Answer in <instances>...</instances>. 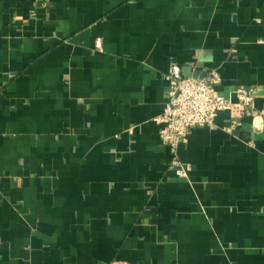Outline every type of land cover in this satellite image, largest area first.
I'll return each mask as SVG.
<instances>
[{
  "label": "crops",
  "instance_id": "obj_1",
  "mask_svg": "<svg viewBox=\"0 0 264 264\" xmlns=\"http://www.w3.org/2000/svg\"><path fill=\"white\" fill-rule=\"evenodd\" d=\"M171 56L257 88L192 129L186 177ZM263 110L264 0H0V264H264Z\"/></svg>",
  "mask_w": 264,
  "mask_h": 264
},
{
  "label": "built area",
  "instance_id": "obj_2",
  "mask_svg": "<svg viewBox=\"0 0 264 264\" xmlns=\"http://www.w3.org/2000/svg\"><path fill=\"white\" fill-rule=\"evenodd\" d=\"M96 48L102 49L101 38L96 40ZM166 77L169 84L168 99L156 121L162 124L160 136L171 153L170 167L178 175L186 177L191 165L181 160L179 147L188 142L192 129L197 126H215V118L220 111L230 112L232 119L229 129L236 127L245 115L255 116L257 88L254 85L240 86L224 94L218 88L222 80L218 68L207 70L203 76L184 74L182 65L174 56L170 57ZM112 264L129 263L114 261Z\"/></svg>",
  "mask_w": 264,
  "mask_h": 264
},
{
  "label": "water",
  "instance_id": "obj_3",
  "mask_svg": "<svg viewBox=\"0 0 264 264\" xmlns=\"http://www.w3.org/2000/svg\"><path fill=\"white\" fill-rule=\"evenodd\" d=\"M194 72L193 67H183L184 74H192ZM195 76H198L197 71L193 73Z\"/></svg>",
  "mask_w": 264,
  "mask_h": 264
}]
</instances>
